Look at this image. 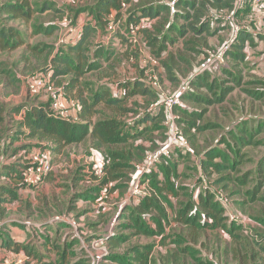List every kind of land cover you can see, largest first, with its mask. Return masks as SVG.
<instances>
[{
	"label": "rangeland",
	"instance_id": "374dc122",
	"mask_svg": "<svg viewBox=\"0 0 264 264\" xmlns=\"http://www.w3.org/2000/svg\"><path fill=\"white\" fill-rule=\"evenodd\" d=\"M12 1L13 0H0V6L2 3ZM95 1L96 0H31L32 6L34 9H37V12L28 22H24L21 19H6L5 15L0 13L1 25L5 27L14 26L19 31L22 41V44L14 50L0 51V119H2V127H4V123L7 121V124L11 125L12 130L17 129L18 132H22V130L18 128V120L16 118L12 119V116L17 115L16 110H21L27 101H31L25 79L36 72L51 69L54 65L53 59L57 57L60 52H62V54H68V56L72 58V61H74V55L68 51V44L66 45L64 44L65 42H63L67 41L69 36L73 34L66 35L65 37V33L71 26L73 27V31H75L76 28L83 30L85 24L93 23L92 17H89L90 14L86 13V11L80 13L77 10L85 6L91 7ZM137 1L139 0H134L131 6L132 8L130 7V9H128L129 4L125 3L126 7L121 10L122 19L117 18V20L119 19V35L115 34L109 37L106 29L104 31L102 28H97L87 46V50L84 52L86 55L83 67L84 72L75 80H77L79 86H82V89H84L86 97L91 95L98 86H104L105 88H103L109 90L114 96H122V86L127 84L128 81L132 83L134 79H144V69L151 65L152 61H155L156 64H152L150 70H154L156 73L158 70L159 79L161 83L163 82L162 84L164 87L162 88L164 94L176 95L182 85H186L187 82L190 83V88L188 93L183 97L181 105L172 109L171 113L174 115V119L168 117L166 121L164 117H162L160 120H156V122L150 120L148 125L151 130L145 131L144 134L141 135L138 134L136 137L134 135L133 138L135 139L130 138V134L127 133L132 131L131 128H128L130 127L128 123H131L137 114L142 113V111L144 112L149 104L155 103L156 100L153 99L154 97L151 94H149V96H142L137 93L135 96H127L125 102L120 106H116L114 109H105L102 106L99 107L100 113L94 118L99 120L103 119L104 116H116V119L124 122L123 134L128 137L127 143H114L110 144L109 147L118 152L120 149L122 151L124 148L126 149L132 145L136 153V159L134 161L136 165L132 173L142 176L140 170H142L145 164L144 159L146 156H151V153L156 149L158 143L166 141L172 129L177 132L179 131L180 135L182 134L181 137L183 136L194 151L192 154L194 160H192L189 155L183 157L185 159L182 158V161L181 157H179L180 155L168 160L176 165L177 163L175 164V162L178 158V175L175 179L176 184L182 185L191 182L187 180V175H192L196 172L195 175H197L198 179L201 181L200 188L203 187V185L205 188V185H207L205 189L212 194L211 190H221L219 188L223 186L222 188L224 191L221 190L222 192L229 193L233 198L234 196L237 197L238 199H236L234 205L241 210V212L237 213L245 220L250 212L251 214L258 215L257 207L260 206L263 207L264 218V200H258V202L254 200L248 205L247 200L244 199L248 197L246 196L248 195L247 193L250 195L253 186L256 189L254 195L264 198V162L262 163L260 174H257V171L253 170L255 168V162L259 159H264V124L258 130L259 132L256 131V129H258V124H260L258 122L264 120H258V118H264V13L260 12V10L254 12L253 15L244 12L242 11L243 5L238 8L240 12L237 11L236 15L232 16L233 18L231 17L230 10L221 13L211 10L206 12L203 17L204 19H208L210 30L214 34H209L207 30V32L200 37H196L194 30L189 27H181V25H187L188 22L179 16V20L176 21V24H173L177 29L180 26V29L184 30L183 36L179 34L180 29L176 30L177 32L172 34V39L178 37L179 40L175 45L171 43L172 45L167 46L166 43L171 36H168L166 32H163L161 37L158 36V38H155V36H157L156 31L159 34L160 29L166 27L165 25L161 26L159 21L149 22L145 19L141 20V33L140 31L138 33L140 28L139 25L132 26L130 24L133 23H126V18L128 16L127 9L128 11H132ZM166 1L173 2V0ZM43 6L47 8L41 11ZM110 13L113 14L114 17L116 16V11H111ZM172 13L173 11L171 10L169 19L174 21V19L171 18ZM179 13H181V9ZM163 21L164 20H162L161 24ZM235 24L243 30L246 28L248 29L249 26L251 32H256V35L252 33L256 42H253L252 45L248 44L247 48L243 50L244 60L235 59L233 56V53H237L238 49L235 46L233 47L231 43L235 29L234 27L231 28L230 25L235 26ZM144 29H146L147 33L149 32L150 35H153L154 39H149L146 34L145 36L142 32ZM175 33H178V36H175ZM64 37L65 40H63ZM202 38H205V40ZM226 45H229L230 48L226 53L225 59L220 63L218 61L212 63L211 55L223 50ZM196 46L198 48H196ZM169 54L178 56L175 63L176 72L180 73L182 70L184 72V75L181 76L182 83H179L180 86L177 84L178 81L169 80L165 70L166 67L164 63L168 62ZM180 57H183L185 61H181L179 59ZM91 61L96 62L90 63ZM188 61L190 64L186 65ZM202 69H204L202 73L198 74L199 70ZM231 71H233L234 74L230 75L229 73H231ZM206 72L208 73V82L211 81L215 83L211 91H209L206 86L199 85L201 82V78L199 77L203 76ZM74 78L75 75L72 73L63 76L59 75L55 79V84L63 89L66 97L75 99L76 96L74 92L65 89V85L68 84V81H70V79L72 81ZM184 79H187V81H183ZM194 80L196 81L193 82ZM79 86L76 87V89H79ZM227 87L230 88V92L223 102L211 106L207 105L208 100L214 99L215 96L219 95V93ZM176 91L177 93L175 94ZM259 96L260 98H258ZM39 100L44 101L42 103L45 106L48 104H46L45 99ZM41 101L39 102L41 103ZM202 108H205L207 113L200 122L214 124L218 127L206 130L200 134L198 133L195 139H189L187 135L186 137L183 134V126L186 123L184 121L189 113L199 112ZM182 109H185L187 115L181 114ZM127 112L129 113L127 114ZM156 113L159 115L157 111ZM124 114V117L119 118ZM252 133H254V135H252ZM12 134L14 137H20L14 134V132ZM18 138H14L13 141L15 139L18 140ZM7 139H9V137H7ZM24 141L34 143L36 139H26ZM12 144V140L9 139V142L5 145L3 158L8 162L13 161V163L22 164V158L18 159L19 156H16L15 159H13L14 155L10 154V146ZM24 144L25 143L22 141L19 147L26 148L28 146ZM46 144L50 147L48 143ZM215 144L217 146H215ZM218 144H220L221 147H219ZM209 146L210 148H208ZM30 147L32 146H29V148ZM49 147H44L42 150H45L46 154L49 152L53 159L52 171L49 172L34 189L32 187V193L25 197L29 199V201L34 199V205L28 203L27 206L24 207L22 203H16L14 207H20L10 210L11 222H9V224L17 225L20 230L24 229L28 232L29 230H26V228L30 229L33 225L32 223L42 225V227L39 228L41 231L38 229L39 232L37 233L29 232L31 239L27 242L28 247L34 248V255L39 257V261L42 258H57L56 254L59 253V250L62 251L63 245L69 247L71 241H76L69 249L73 255L70 256L66 262L62 261L61 264H117V262L110 257V259L107 258L109 253L122 252L121 254H124L125 251L130 248L132 250V247L138 246L139 244H152L153 254L146 259L144 256L133 259L135 263L131 262L132 264H141L143 261V264H184L182 260L187 255L177 253L175 245H170V238L173 235L179 234L178 232L184 234L186 230V228H182L178 225L171 229L173 230L171 231L173 234L170 232L159 243H155V237H141L140 239L132 238L115 249H111L110 245L107 244L109 246L108 249L105 244L108 252L107 255L101 257L99 262H92L88 258V255L102 250L100 244L92 245V241L103 237L102 235L97 236L96 233L103 232L107 226L108 228L106 227V229H108V232L111 231V234L116 236L120 235L121 231L124 229L122 225L125 223L127 215L122 214L121 216L120 214L118 217L117 215L123 205L125 208H127V206H136L134 203H136L138 196L133 195L136 186H132L130 181H127L128 183L122 185L111 194H109V192L106 193V191L112 184L104 186L101 190L102 192H93V188L98 185L99 181L102 180L106 173L104 167L106 164L108 165L111 160L105 162L102 157L99 158L95 150L91 149L92 147L89 140L79 144L69 145L61 153H53ZM198 147L199 151L208 148L217 149L221 151L222 154L228 152L229 154L227 153V156L229 160L237 161V165L234 170L232 168L230 169V162H222L221 160L223 157L217 154L220 159L218 163L224 165V168L220 166L222 169H218V171L214 167L216 172L212 167L208 166L206 171L205 168H202L203 171L198 174L196 167H192L194 166L193 164H195V160L199 161V158L202 156L195 150ZM18 148H15L14 153H17ZM22 150L24 149L19 151ZM27 150L29 151L30 149ZM250 155L252 156L251 158H249ZM47 156L50 157L49 155ZM248 158L250 160H248ZM116 162L120 161L118 160ZM137 166H139V168H137ZM246 169L250 170V174L246 172ZM0 174L3 175L5 172H1ZM92 176H97V181L93 180ZM222 177L225 178L224 180H230L231 184L219 182L222 184H220V187L217 185L216 187L219 188L215 189L211 185L214 183L212 180L215 181L218 179L220 181ZM82 178H85V180ZM132 178L133 177L130 179L131 181ZM125 180V178L121 177L118 183H124ZM233 180L236 182V185H233ZM242 180L244 181V185H242L241 190H239L238 186L241 185L239 183L242 182ZM0 181L4 182L5 179L0 176ZM182 191L185 190L183 189ZM87 192L98 195L96 196L98 200L93 202V200H91V197H93L92 194H88ZM141 192L142 194H146V192L153 194V186H147L143 188ZM185 192L189 193L190 189L188 188ZM103 193L104 195L101 196ZM76 194H78V196L75 197ZM142 194L140 198L143 196ZM52 196L62 198L64 201L63 204L62 202H57V200H55L56 202L54 203L45 204L46 200L51 199ZM84 197L88 198L85 199ZM182 198L185 199L184 196L178 199L181 200ZM133 199L135 202H133ZM255 206L257 207L254 208ZM0 207L4 210L6 209L3 205ZM253 209L254 211L256 210V212H254ZM6 216L7 214L4 215L0 213V219ZM61 216L70 217V223L51 222V219ZM249 217L255 218L256 216L249 215ZM128 221L126 223H129ZM0 222L4 221L0 220ZM110 223H113L111 228ZM247 223L248 221H245L243 227H248ZM249 224L251 225L250 221ZM250 225L249 227L251 228ZM251 230L253 233H256L255 230ZM262 231L264 232V230ZM205 233L209 239L224 242L223 235L219 236V232L206 230ZM237 233L241 235L242 239L249 240L251 244H254L256 241L254 237L242 236L239 231ZM259 233L260 232H258L257 235H259ZM262 234L264 235V233ZM258 239H260L259 236ZM57 247H59L58 250ZM166 249L167 251L165 253ZM202 249L203 251L205 250L204 248ZM133 252L132 250V253ZM172 256L175 257V259L170 261Z\"/></svg>",
	"mask_w": 264,
	"mask_h": 264
},
{
	"label": "trees",
	"instance_id": "16d2710c",
	"mask_svg": "<svg viewBox=\"0 0 264 264\" xmlns=\"http://www.w3.org/2000/svg\"><path fill=\"white\" fill-rule=\"evenodd\" d=\"M134 0H96L95 3L90 7H81L78 9V12H85L90 14L89 17H92V24L88 23L85 24L83 27V30H81L80 33H78V36L75 37L74 35H70L69 39L67 41H64V44H68V51L74 55V61H72V58L68 56V54H62V52L57 55L53 59V66L51 69L48 70V73L51 76L52 82L55 84V79L61 75H67L69 73H72L75 75V78L71 81H68V84L65 85V89L69 90L70 92H74L76 96V100L79 104V120L73 122H68L62 119H58L55 117H52L48 114L49 109V100L48 104L45 106L43 103L37 104V105H31L30 107L25 104L23 105V108L21 110H16V113L21 117L19 119V126L24 127L27 129V131H22L21 136L19 138H25V139H36L37 143L35 145H30V143H25L24 145H28L26 148L19 147L20 149H24V153L18 157L22 158L23 162L22 164H17L13 162H8L3 158V161L0 162V173L5 172V174L1 175L4 179H8L9 185H3L0 184V206L9 204L13 205L15 203L19 202V194L18 189L19 188H32L36 185H28L23 182V173L27 166L31 163V155L34 151L37 150V148L43 149L47 146L46 143L50 145L49 149L53 153H61L64 151V149L72 144H79L81 142H84L86 140H89L91 143V149L95 150V153L98 154L99 158L102 157V159L105 162H108V160H111V162L104 167V171L106 172L103 176L102 180L99 181L98 185L93 188V192L101 191L104 186H107L108 184H112L111 187L107 190L109 194L116 191L119 187L122 185L128 183L130 181L131 184V177H133L135 174V159H136V153L131 146L124 148L122 151L121 149L116 152L113 149H111L109 146L110 144H119L122 142L127 143L128 137H126L125 134H123V124L124 122L116 119V116H104L103 119L96 120L94 117L100 113L99 107H103L105 109L112 108L114 109L116 106H120L123 102H125L127 96H131L135 94H140L142 96H149L151 94L154 98L155 103H151L148 105H156L152 111L148 110V107L142 111V113L137 114L136 117H134L133 121L131 123H128L130 125L132 131L127 132L130 138H133L139 134H144L145 131L151 130L148 123L151 120L152 122H156V120H160V118L164 117L165 120H167L168 113L165 110L164 105L162 102H160V96L158 94V91L153 89L146 81L144 75V79L138 78L134 79V81H128L127 84H124L122 86L123 95L114 96L112 93H110L109 90L104 89V86H98L91 95L88 97L84 94V89H82V86H79V82L75 79L78 78V76L81 75L82 72H84V62L86 60V55L84 52L87 50V46L93 37L94 33L96 32L97 28H102V30L106 29L108 20H110V16H113L111 14V11H116V16L114 20L116 21L117 18H121V10H123L126 5L125 3L129 4V8L132 6V3ZM238 0H173V2H167L166 0H139L135 2L134 7L132 11H128V16L126 18V23H133L130 24L132 26L141 25V20L145 19L149 22L152 21H159L161 26H166L163 29H160V33L156 31L157 36L155 38L161 37V34L163 32H166L168 36H171L169 38V41L166 43V45H175V43L179 40L178 37H175V39H172V34L174 32H177L176 30L180 29V26L177 27L174 25L176 24V21L180 18L185 19L188 23L187 25H181V27H189L190 29L194 30L196 37H200L202 34H205L207 30L209 31V34H214L211 32L209 27V21L208 19H204V15L206 12H209L211 10L216 11L217 13L225 12L230 10V14L236 15V12L240 9L236 8ZM123 4L125 6H123ZM47 7L43 6L41 11L46 9ZM132 8V7H131ZM181 13H179L180 9ZM185 11H184V10ZM173 11L171 14V18L174 19V21L169 19V14ZM242 11L247 13H253L252 6H251V0H245V3L243 5ZM37 12V9H34L32 6L31 0H13L12 2H5L2 3L0 6V13L5 15L6 19H21L24 22H28L32 19L33 15ZM240 12V11H239ZM77 13V12H76ZM254 14V13H253ZM122 19V18H121ZM169 19V20H168ZM264 19V17H263ZM119 20V19H118ZM163 23L161 24V22ZM124 21V20H123ZM174 23V24H173ZM232 28V25H230ZM160 27V26H159ZM141 29V26L138 30V33ZM250 27L248 26V30H240L237 34V37L232 42L233 47L235 46L238 50L237 53H233V56L235 59H242L244 60V53L243 50L247 48L248 44L252 45L253 42L255 43L256 40H254V37L252 33L256 35V32H251ZM144 29L142 32L143 34L147 35L149 39L153 38V35H150L149 32L147 33V30ZM183 29L179 30V34H182L183 36ZM141 33V31H140ZM119 35V32L115 33ZM114 34V35H115ZM151 36H149V35ZM153 34V33H152ZM145 35V36H146ZM175 36H178V33H175ZM205 40V38H202ZM156 40V39H155ZM254 40V41H252ZM172 43V44H171ZM22 44V41L20 39V33L14 26L5 27L1 25L0 23V51L2 50H14L17 47H19ZM231 45V46H232ZM164 46V45H163ZM196 48H198L196 46ZM201 48V47H199ZM228 48L223 53V59L226 57V53L229 50ZM223 49V47H222ZM222 51V50H221ZM220 52V51H219ZM108 53V51H107ZM178 59V56H174L173 54H169L168 56V62L164 63V66L166 67L165 70L168 74L169 80H176L178 81L177 84L181 82V76L184 75L183 70L180 73H177L175 70V63ZM181 61H185L183 57L179 58ZM213 57H211V60ZM191 61V60H190ZM96 61H91L90 63H94ZM184 63V62H183ZM174 64V66H173ZM190 64L189 61L186 63V65ZM206 68V67H205ZM202 70H199L198 74H201ZM145 71V69H144ZM159 74V73H158ZM174 74V75H173ZM231 74H234L233 71H231ZM201 82L199 83L200 86H206L209 91H211L212 87L214 86V82H208V73L206 72L203 76H200ZM166 80V79H165ZM175 81V82H176ZM183 81H187V79H184ZM194 80L193 82H195ZM163 83V82H162ZM161 83L162 87L163 84ZM182 83V82H181ZM180 83V84H181ZM103 84V83H102ZM179 84V86H180ZM56 85V84H55ZM198 85V86H199ZM79 86V89H76V87ZM178 86V87H179ZM104 87V88H103ZM179 92V91H178ZM230 92V88H224L219 95L215 96L214 99L208 100L207 105L211 106L216 103H221L225 100V97ZM177 91L175 92V94ZM188 93V90L182 94L183 97ZM44 95V93H42ZM69 98V97H67ZM260 98V96L258 97ZM197 100V99H196ZM27 104V103H26ZM207 106V108H208ZM208 110V109H207ZM156 111L159 113V115L156 113ZM129 112H127L128 114ZM207 113L205 108H202L199 112L189 113L188 117H186L185 125L183 126L184 130V136H186L189 139H195L196 135L201 132H204L209 129H213L215 127H218L217 125L210 124V123H201L200 121L203 119L205 114ZM126 114V115H127ZM182 115H187L185 112V109H182L181 111ZM124 115H121L122 118ZM255 117V116H253ZM264 119V118H258ZM260 123V124H258ZM258 124V131L260 127L263 126L264 120L259 121ZM0 126L2 129V119H0ZM149 127V128H148ZM259 132V131H258ZM180 133V132H179ZM169 134V133H168ZM251 134V133H250ZM182 135V134H181ZM180 135V136H181ZM254 135V133H252ZM13 139L18 138L14 137L12 135ZM183 137V136H182ZM18 138V139H19ZM240 138V137H239ZM135 139V138H133ZM169 140V135L166 139V141L158 143V146L156 149L161 148L164 144H166ZM198 140V138H197ZM241 141V140H240ZM249 142V141H248ZM5 145H3V149L5 148ZM29 146V151L27 150ZM191 148V147H190ZM210 148V146L208 147ZM204 149L202 151H199V147L195 149L198 151L202 156L200 158V165L202 168L206 166V163L211 160L212 164L210 167L212 169H222V165L220 163L216 164L213 162L214 156L219 154L223 157L221 160L222 162H230V169L234 168L237 165V161L235 160H229L228 154L224 152V154L221 153V151L217 149ZM154 149V151L156 150ZM192 149V148H191ZM45 151V150H43ZM153 151V152H154ZM193 151V150H192ZM3 154L4 151L2 150ZM152 152V153H153ZM194 152V151H193ZM100 154V155H99ZM48 157L52 162L53 159L49 152H47ZM180 155L181 161L182 158L185 156H190L192 158V154L189 152H183L182 149H178L176 151V155ZM174 158V157H171ZM167 156H162L159 159V162L155 165L154 168H152V171L150 174L143 176V181L145 179H148V186L152 185L154 193L158 194L160 199L164 202H166L169 206L170 203L168 202V199L166 196H162L161 193L164 192L166 189L167 192L171 193L172 196L177 197V204L180 208L179 214L177 215V219L180 220L181 223L188 225V228L192 230L193 234L196 237L203 236L204 239H207V234L205 233L206 230L214 231V230H222L226 233V235L230 236L236 244H239L244 250L246 251L245 255L243 254L242 258L246 264H263L261 254H264V246H257V250L251 247V242L249 240L242 239L241 235H238V231L242 236L247 237H254L255 243L254 244H260L264 242V233L262 230H264V218H263V207H257L258 208V215L249 213L250 216H256L255 218L247 217L251 222L258 224L260 228L258 229L257 226H252L250 229L249 227H243V224H236L233 222H229L225 216V210L224 208L215 200L213 197V194L208 192L203 187H199L201 181L198 179V185L193 186L192 189H190V192H185L188 190V187L184 184L177 185L175 179L177 178V165H178V158L177 161L170 160L172 162H175L176 165L172 164L168 160L171 159ZM185 159V158H183ZM193 159V158H192ZM120 162H116V161ZM261 161H264L262 159ZM19 162V161H17ZM168 162V163H167ZM261 164V163H260ZM222 166V167H220ZM206 168V167H205ZM224 168V167H223ZM214 169V170H215ZM103 171V172H104ZM216 171V170H215ZM219 171V170H218ZM260 171H257V174H260ZM214 172V171H212ZM217 172V171H216ZM204 174V173H203ZM47 175V174H46ZM45 175V176H46ZM44 176V177H45ZM43 177V178H44ZM121 177L125 178L126 180L124 183H118L121 179ZM93 180L97 181V176H92ZM85 180V178H82ZM81 179V181H82ZM225 178H221L220 181L213 180L214 183L211 184L215 189L220 187L219 182L222 181H228L224 180ZM88 180V179H87ZM235 180V179H234ZM234 182V185H236V182ZM16 181V182H15ZM128 181V182H127ZM230 182V180H229ZM231 183V182H230ZM228 184V183H227ZM240 186H238V189L241 190L242 185H244V181L240 182ZM261 184V183H260ZM219 187H216V186ZM221 186L219 189L223 190ZM185 191H182V190ZM88 194H92L90 192H87ZM86 193V194H87ZM224 193V192H223ZM256 193V189L254 186L252 187V192L247 193L250 202L256 200V202L263 201L264 198L256 197L254 194ZM79 194V193H78ZM78 194L75 195L78 196ZM151 194V195H153ZM230 201H229V207L234 212H241L238 207H236L235 201L229 193H225ZM93 197H91V200L96 199L98 195L95 193L92 194ZM184 196L185 199L179 200V197ZM85 199L88 197H84ZM144 199V201H142ZM62 202L63 200L60 197H54L52 196L51 199H47L45 204H50L56 202ZM136 203H139V208L148 209L150 206H154L155 208H159L160 205L156 202H159V199H155L154 196H146L139 198V200H136ZM244 202V201H241ZM61 204V205H62ZM247 204V203H246ZM19 206L14 207L12 206L11 209L7 210H14L17 209ZM239 210V211H237ZM246 210V209H244ZM254 211V209H253ZM190 212V213H189ZM256 212V210L254 211ZM0 213L4 214L5 210L0 207ZM258 216V217H257ZM135 218V217H134ZM3 219V218H2ZM0 219V220H2ZM245 220V219H244ZM3 221V220H2ZM140 216H136V223H139ZM3 225L0 228V230L5 225L4 222H1ZM57 223H65L66 222H57ZM255 230L256 233H253L252 230ZM38 230V229H37ZM39 231V230H38ZM259 233V235H257ZM258 236L260 239H258ZM126 240L125 234L120 235H114L107 238L105 241V244L107 248L110 245L111 249H115L120 246L122 242ZM194 240V238H193ZM221 242L220 240H217ZM76 243V241H71L69 247L63 245L62 251L59 250V253L56 254L55 259H40L37 255H34V248L28 247L27 243L22 242H14L10 241L9 239H6L3 243L4 247H7L8 250L11 251V254H16L17 252L23 254L26 256L25 262L23 264H61L62 261H65L73 255L72 252L69 251L70 246H73V244ZM65 244V243H64ZM108 244V245H107ZM202 245L204 246L205 243L202 242ZM207 247V246H206ZM205 247V248H206ZM59 247H57V250ZM109 249V248H108ZM17 252H15V251ZM203 249L200 247V249H195L193 246L186 245V247L183 248V252L187 255L193 257L196 256V254ZM14 251V252H13ZM182 252V251H181ZM204 254L196 260L195 264H219L215 263V252L209 247H207V250L203 251ZM199 254V253H198ZM111 258L115 262L119 264H129L130 258L128 257V252L126 251L124 254H118V253H109L107 258ZM109 258V259H110ZM6 259V258H5ZM4 259V260H5ZM59 260V261H58ZM74 264V263H73ZM132 264V263H131ZM143 264V263H141Z\"/></svg>",
	"mask_w": 264,
	"mask_h": 264
},
{
	"label": "crops",
	"instance_id": "0c3cea01",
	"mask_svg": "<svg viewBox=\"0 0 264 264\" xmlns=\"http://www.w3.org/2000/svg\"><path fill=\"white\" fill-rule=\"evenodd\" d=\"M29 97H30L31 101H29V102L27 101V104L24 105L25 107H26V105L30 107L31 105L40 104L39 101H41V100H39V99H45L46 103H48L47 97L43 94L36 95V96H32L29 94ZM42 102H44V101H41V103ZM14 118H16L18 120L17 121L18 128H20L22 131H27L26 128L19 126V119L21 117L17 114V115L12 116V119H14ZM11 130H12V127H11V125L7 124V121L4 123V127H2V129L0 126V140H1L0 141V162L3 161L2 150L5 152V148L3 149L2 147L4 144H7L9 142V139H11L13 142V144L10 146V148H11L10 154L14 155L13 159H15L16 156H20L24 153V150L19 151V150H21L20 148H18L19 144H21L22 141L24 143H28V142L24 141V140H26L25 138H19L18 140L15 139L13 141V137H12L13 132H14V134H17L18 136H21V134H20V132L17 131V129H13L12 131ZM7 137H9V139H7ZM35 143H37V141L34 143H30V144H35ZM215 146H217V145L215 144ZM218 146L221 147L220 144H218ZM15 148H18L17 153H14ZM28 149H29V147H28ZM251 157L252 156L250 155L249 158H251ZM200 158H202V157H200ZM200 158H199V161L195 160V164H193L194 166H192V167H196L198 174L201 171H203V169L200 165ZM249 158H248V160H250ZM259 158H261V157H259ZM192 160H194V158ZM261 160L262 159H259L258 161L255 162V168L253 169L254 171H259L261 169L262 163L264 162ZM212 161L215 162L216 164H218L220 159L218 158V156L215 155ZM211 164H212L211 160L208 162V164L206 163V166H205L206 168L204 167L205 171L208 168V166H210ZM222 166L224 167V165H222ZM246 172H248L250 174L249 169H246ZM195 174H196V172H195ZM195 174L193 173L192 175H187L188 176L187 180H189L191 182H187L184 185H186L189 189H192L193 186L198 185V176ZM7 180L8 179H5L4 182L0 181V184L9 185V182ZM212 182H214V181L212 180ZM222 183H225V181H222ZM226 183H228L229 185L231 184L229 181H226ZM232 183L234 185V182H232ZM199 187H200V185L198 186L197 189H199ZM203 188H204V185H203ZM33 189H34V187H33ZM17 192L19 194V199H20L18 203H22L24 205V207L27 206L28 203H32V205H34V199L32 201H29V199L25 198L28 194L32 193L31 188H25V189L19 188ZM106 193H107V191H106ZM103 195H104V193L101 194V196H103ZM161 195L162 196L164 195L167 197L168 202L170 203V206L166 202L162 201L160 199L159 195L155 193L153 195L149 194L147 196H149V197L154 196L155 199H159V202H156L157 204L160 205L159 208H155L154 206H150L148 209L139 208L138 205L141 201L139 203H134L136 206H133V207L127 206V208H125V206L123 205L120 208V211H119L117 217L120 214H121V216H122V214L127 215V217L125 219V223L122 225V226H124V229L121 231V234H125V236H126V240L124 242H126V241L128 242L132 238L133 239H136V238L140 239L141 237H155V240H156L155 243H159L160 241H162V239L165 236H167L171 231H173L171 229H173L175 226L178 225L182 228H186V230L184 231V234H182L181 232H178L179 234L173 235L170 238V242H171L170 245H172V244L175 245V249H176L177 253L187 255L186 253L183 252V248L186 247V245L193 246L195 249H200V247H201V248H204L205 250H207V247H209L216 254V257L214 260L215 263L220 262L219 264H246L242 258L243 254L245 255L246 251L239 244H236V242L230 236L226 235V233L224 231H222V230H214L213 231V232H219V236L223 235L224 242H219V241L209 239V238H207L205 240L202 235L199 237H196L193 234L192 230L188 228V225L181 223L180 220L176 218L177 215L179 214L178 211H180V208L178 206H176L177 197L172 196V194L167 192L166 189L164 190V192L161 193ZM234 199H238V198L234 196ZM244 199L247 200L248 205H250V198L245 197ZM97 200L98 199H94L93 202H96ZM142 201H144V199ZM133 202H135L134 199H133ZM15 204H13L12 206H14ZM12 206L9 204L4 205V207H6V209H11ZM6 209H5L4 215L7 214V216L2 219L5 223V226H3V228L0 230V264H3V262L6 260L5 258H7V256H10V254H11V251L8 250L7 247L3 246V243L6 239H9L10 241H14V242L27 243L31 239L29 232L31 231L33 233L34 232L37 233V232H39V231H37V229L42 227V225H40L38 223H32L33 225L30 227V229L26 228V230H29L28 232L25 231L24 229L20 230V229H18L17 225H13V224L10 225L9 224V222H11V219H10L11 212H10V210H6ZM136 216H140L139 223H136ZM128 219H129V221H128ZM127 221L129 223H126ZM245 221H248L247 226L249 227V225H250L249 221L250 220L246 219ZM111 225L113 226V223H110V228H111ZM257 225L258 224L255 223V226H257ZM250 226L251 227L254 226V223L251 222ZM106 227L103 230V232L98 233V234L96 233V235L97 236H99V235L106 236L108 234V229H106ZM259 228H260V226L258 227V229ZM39 230L41 231V229H39ZM171 233L173 234V232H171ZM193 238H194V240H193ZM124 242H122L121 244H123ZM202 242L205 243L204 246L202 245ZM261 245L264 246V242L260 243L258 245L257 244L256 245L251 244V247L254 248L255 250H257V248H258L257 246H261ZM167 249L165 250V253H166ZM132 250L135 253L134 252L132 253ZM132 250H131V248L129 250H127L128 257L130 258L129 264H131V262L135 263V261L133 259H138L139 257H142V256H144L145 259L147 257H150V255L153 254V245L152 244H139L138 246L132 247ZM116 253L121 254L122 252H116ZM198 253L196 254V256H193V257H191L189 255L185 256L182 260L183 263L184 264H195L196 260L198 259V256H199V258H201V256L204 254V252L202 250H200ZM261 257L263 258L262 261L264 264V254H261ZM174 259H175V257L172 256L170 258V261H173ZM117 264H119V263H117ZM249 264H251V263H249Z\"/></svg>",
	"mask_w": 264,
	"mask_h": 264
},
{
	"label": "built area",
	"instance_id": "2783aa9c",
	"mask_svg": "<svg viewBox=\"0 0 264 264\" xmlns=\"http://www.w3.org/2000/svg\"><path fill=\"white\" fill-rule=\"evenodd\" d=\"M245 0H238L236 8L238 9L240 6L244 5ZM123 6H125L123 4ZM251 6L253 13L257 10H260V12L264 13V0H251ZM253 13H251L253 15ZM233 15L231 14V17ZM264 17V16H263ZM233 18V17H232ZM119 20H114L113 16H110V20H108L106 30L107 34L110 37L111 35L114 36L115 33H117L119 28ZM234 27L235 32L233 35V39H231V43L235 40L237 37V34L240 30H243L239 28L236 24L235 26L232 25V28ZM244 30H248L247 28ZM81 32L80 28H76L75 31H73V27H69L65 33L66 35L73 34L74 36H78V33ZM112 36V37H113ZM65 37L63 40H65ZM64 42V41H63ZM229 45H226L224 49L216 54L211 55L213 57L212 63L215 62H222L223 61V53L228 48ZM152 64H156L155 61H152ZM152 64L147 66L145 68V75L147 79V83L156 91H158V94L160 96V102L165 107L166 112L168 113L167 118L174 119V115L171 113L172 109L176 106H180L182 103V94L189 90L190 83L187 82L186 85H182V87L179 89V92L176 95H168L164 94V90L161 85V81L158 76V70L157 73L154 70H150L152 67ZM25 83L28 89V92L30 95L36 96L40 95L42 93H45L49 100V109L48 114L52 117L62 119L68 122H75L78 120L79 115V104L76 99L74 98H67L64 94V91L61 87L56 86L52 80L51 76L48 73V71H41L36 72L30 76H28L25 79ZM156 105H150L148 107L149 111H152V109ZM167 121V120H166ZM167 124V122H166ZM179 132V131H178ZM176 130L172 129L169 134V140L166 144L161 146V148L156 149L153 153H151V156H146L144 159L145 164L142 167V170H140L142 176L140 175H134L131 181L132 186H136L135 193L133 195L138 196V200L140 198V195L142 194V189L148 186V179H145L143 181V176L150 174L152 171V168L155 167V165L159 162V159L162 156H167L169 158L175 157L176 151L178 149H182L183 152H189L193 154L192 149L190 148V145L187 143V141L180 136V133H178ZM47 157V154L45 151H43L41 148H37L36 151L33 152L31 155V163L29 166H27L23 173V182L28 185H36L38 184L43 177L52 171V162ZM143 162V163H144ZM102 163V161H101ZM140 166V165H139ZM137 166V168H139ZM139 172V173H140ZM140 179H139V178ZM139 179V181H138ZM205 188H207V185H205ZM215 200L224 208L225 210V216L229 222H233L236 224H244L245 220L241 215L237 212H234L229 207V197L223 193L221 190H211ZM142 197H145L149 195L148 192L146 194H142ZM141 197V198H142ZM70 217L68 216H61V217H55L54 219H51V222L57 223V222H66L70 223L69 220ZM2 223L0 222V228L2 227ZM111 236L110 233H108L106 236L100 237L97 240L92 241V245L100 244L101 245V251H97L94 254H89L88 258L92 262H99L100 258L107 255V249L105 247V241L107 238ZM26 256H24L21 253L12 254L10 256H7L6 260L3 262V264H23L25 262Z\"/></svg>",
	"mask_w": 264,
	"mask_h": 264
},
{
	"label": "clouds",
	"instance_id": "9594fccd",
	"mask_svg": "<svg viewBox=\"0 0 264 264\" xmlns=\"http://www.w3.org/2000/svg\"><path fill=\"white\" fill-rule=\"evenodd\" d=\"M48 71V70H47ZM46 72V71H45ZM41 95V94H40ZM44 95H46L45 93H44ZM33 96V95H32ZM47 97V96H46ZM47 99H48V97H47ZM26 108V107H25ZM48 111V110H47ZM74 123V122H73ZM108 233H110L111 234V231L110 232H108ZM111 236H113L112 234H111ZM110 236V237H111Z\"/></svg>",
	"mask_w": 264,
	"mask_h": 264
}]
</instances>
